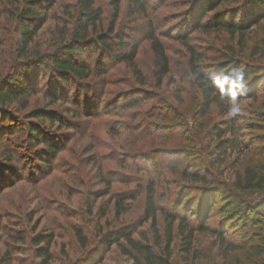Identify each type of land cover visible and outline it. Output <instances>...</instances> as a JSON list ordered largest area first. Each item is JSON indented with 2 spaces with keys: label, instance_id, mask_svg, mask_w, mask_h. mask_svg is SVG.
<instances>
[{
  "label": "rangeland",
  "instance_id": "1",
  "mask_svg": "<svg viewBox=\"0 0 264 264\" xmlns=\"http://www.w3.org/2000/svg\"><path fill=\"white\" fill-rule=\"evenodd\" d=\"M75 2L55 0L36 46L55 50V32L75 17ZM202 2L201 23L214 24L229 22L245 4L95 0L101 21L88 34L92 40L96 33L109 35L115 54L96 49L97 43L81 51L76 57L91 69L88 79L67 75L64 83L49 64L33 65L21 78L32 91L27 107L15 102L0 115V264H131L116 244L102 243L103 235L132 224L134 240L153 242L151 220L145 221L150 186L161 235L164 213L185 218L191 200V210L197 211L196 193L186 194L201 183L184 178V170L210 179L213 210L205 230L193 214L186 216L196 228L189 252L182 249L174 223L170 264H245L244 250L231 251L224 260L221 247L254 242L264 229V184L252 189L240 184L246 168L264 170V19L242 33L198 29L194 25ZM8 4L0 0V85L17 67ZM182 36L197 53L194 71L186 45L178 40ZM151 37L167 58L164 74ZM131 47L136 50L132 63L114 58L127 55ZM230 60L241 67L227 81ZM247 66L256 71L255 77L236 83ZM195 71L215 76L217 90L232 97L227 105L224 98L216 100L204 113ZM253 78L258 83L255 97L248 95ZM233 107L238 108L235 114ZM232 125L241 146L225 148L222 141L232 136ZM31 127L44 134L45 142L32 138ZM130 193L135 199L123 198ZM121 200L116 216L115 202ZM74 227L85 236V247ZM39 249L48 253L44 263Z\"/></svg>",
  "mask_w": 264,
  "mask_h": 264
},
{
  "label": "trees",
  "instance_id": "2",
  "mask_svg": "<svg viewBox=\"0 0 264 264\" xmlns=\"http://www.w3.org/2000/svg\"><path fill=\"white\" fill-rule=\"evenodd\" d=\"M7 1H9V4L7 5L8 8L5 9V13H8V22L10 23L12 29L10 41L13 43V51L17 59V67L12 74L9 73L6 79L7 83H2L0 85V115L4 113L3 107L15 102H20L23 107H27L32 91L29 87L23 86L21 78H23L24 75H27L29 72L28 70H30L33 65H36L38 68L49 64L55 73H57L59 81L65 83V81L67 82V75L77 76L80 79H88L92 75L91 69L88 68V66L83 65L82 62H79L76 57L81 51L86 50L89 45L93 46L97 43L98 45L95 47L96 49L106 51L107 53L113 55L115 54V50L109 42V35L96 33L95 40H92V37L88 34V32L96 30L99 25L98 23L101 21V13L94 5L95 0H76L73 5L75 17L71 16V20H73L71 21L68 19V22L64 23L58 32H55L57 39L53 40L55 50L52 51L48 50V48L44 50L40 49V47L35 45V41L38 32L43 28V25L48 18V11L55 4V0ZM209 1H216L211 7L218 6L224 2V0ZM204 4L205 2L201 3L198 16H196L197 23L194 26L199 27L198 29L209 30L217 28L218 30H225L229 34L242 33L251 28V26L256 24L260 19H264V0H245L244 8L239 10V12H235L232 16L233 19L231 18L229 22L224 23L222 19L221 21L224 24H221V21H217L214 24L213 21L209 20L201 23L202 18L204 17L202 9ZM242 13L243 15L241 20L236 21L235 16ZM109 31L112 33V26L109 27ZM150 39L152 48L163 61L161 73L164 74L167 72L168 67L167 58L164 55L162 45L158 41L154 40L153 37ZM178 40L186 45V49L190 54V67L194 71L197 53L195 54L194 50L191 49L183 36L178 37ZM117 43L118 45L123 44L121 41H118ZM135 51V47H131L127 55H119L114 58L119 61L132 63ZM227 66L230 67L229 73L226 72V79L227 81H230L233 80L234 74L238 71V69H240L241 64H236L233 60H230L226 67ZM226 67L217 70V74L220 72L222 73ZM255 73L256 71H254L251 66H247L239 72V76L235 79V81L238 84H242L247 81L248 77L254 75ZM208 75L209 74H205L202 71L195 73V78L198 80L200 90L202 91L204 98L202 106L204 113L209 110L211 104L216 100L224 98L225 105H227L229 100L232 99L227 92L217 90L216 86H214L215 76ZM253 77H255V75ZM256 80L257 78H253V82H251L250 86L251 88H249L251 89V92L248 95L251 97H255L256 95V88L258 85ZM10 81H14V84H8ZM226 109L227 106H225L224 113H228V109ZM35 116L41 117L42 114L40 112H36ZM233 118L234 117H232L231 120ZM233 128L234 126L232 125L231 129L228 130L230 133L232 132V136H230V138H225L222 141V143H226L223 145L225 148H238L241 146V144L237 142L238 137H236V134L234 133L235 128ZM30 129L32 130V138L35 141H38V143L45 142V136L39 131V129L34 127H31ZM182 176L184 178H189L193 182L201 183V186H192L186 194V197H188L191 194L196 193V206L198 210L195 212L191 210L194 206V200H191L192 202L187 208L188 212L187 214H184V217L186 218L188 214H193L194 217L199 220V229L205 230L207 229L205 222L210 217L213 210L212 193L209 191L210 179L207 176L202 175L197 170L191 172L184 170L182 171ZM240 184L244 189L260 188L264 184V170L257 172L256 170L246 168ZM108 192H106V194ZM123 198L130 199L132 201V199H135V196L132 197V193H130ZM122 203L123 200L115 202L116 216H119V207H123ZM180 204L181 203H179V205ZM155 213V191L154 187L150 186L146 190L145 195V221L151 220L153 242L148 243L144 241V243H141L134 240L132 238V233L135 232V230H133L135 228L132 229L131 224L115 230V233H105L101 239L102 243H104L106 247L116 244L120 247L122 253L127 254L132 259L131 264H170L174 223H177V231L183 241L182 245H184L182 249L186 252H189L190 250L196 228L194 226H190L189 223L185 221L186 219L180 218L177 213H164V229L161 235L155 225ZM72 231L77 241L85 247L87 242L82 232L76 227L72 228ZM121 240L126 242L129 249H126L121 244ZM47 244H49V241ZM41 250L39 249V256L45 255L42 261L44 263L47 261L49 256L48 253ZM239 250L245 251V264H264V229L262 233L257 235L254 242H231L228 246L222 244L221 256L224 260H226L229 252Z\"/></svg>",
  "mask_w": 264,
  "mask_h": 264
},
{
  "label": "clouds",
  "instance_id": "3",
  "mask_svg": "<svg viewBox=\"0 0 264 264\" xmlns=\"http://www.w3.org/2000/svg\"><path fill=\"white\" fill-rule=\"evenodd\" d=\"M237 111H238V108H237V107H233V108L231 109L232 114H235Z\"/></svg>",
  "mask_w": 264,
  "mask_h": 264
}]
</instances>
